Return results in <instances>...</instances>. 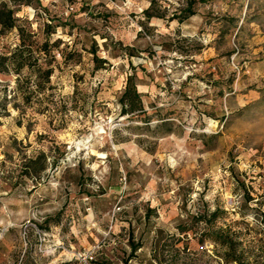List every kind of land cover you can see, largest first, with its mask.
I'll list each match as a JSON object with an SVG mask.
<instances>
[{
  "label": "rangeland",
  "instance_id": "rangeland-1",
  "mask_svg": "<svg viewBox=\"0 0 264 264\" xmlns=\"http://www.w3.org/2000/svg\"><path fill=\"white\" fill-rule=\"evenodd\" d=\"M182 2L14 5L60 43L42 88L0 72V264H264V0Z\"/></svg>",
  "mask_w": 264,
  "mask_h": 264
},
{
  "label": "trees",
  "instance_id": "trees-1",
  "mask_svg": "<svg viewBox=\"0 0 264 264\" xmlns=\"http://www.w3.org/2000/svg\"><path fill=\"white\" fill-rule=\"evenodd\" d=\"M196 1L203 0H184L182 2L183 7L181 12L184 15L181 19L187 18L191 15L193 11V6ZM24 0H0V30L2 32L16 29L18 35V44L15 49L9 51H3L0 53V72L5 73L8 71L9 67L15 69L17 73L21 71L22 68L26 67L30 71L36 72L38 76L36 86L42 88L50 81V76L53 73L55 61L54 49H58L60 40H55L49 43L45 40L41 44L32 38L33 34L27 30L25 26L19 25L17 23L18 17L16 16V9L14 5L22 4ZM147 12V11H146ZM92 60L95 61V68H99L101 64L106 62L105 59L100 58L96 55L98 44L96 41L92 42L91 45ZM34 51L38 52V56H34ZM39 57V58H38ZM122 112H132L137 111V109L142 110V102L140 99V94L138 93L135 85L134 76L130 75L126 79V85L121 95ZM125 105H129V109L125 108ZM42 161V163L39 162ZM46 156L44 152H40L35 158H27L26 166L36 171L45 166ZM215 215V211L210 214L211 217ZM222 243L233 250L234 244L231 241L222 240ZM131 248L135 250L136 246L131 245ZM236 264H243L240 259L235 260Z\"/></svg>",
  "mask_w": 264,
  "mask_h": 264
},
{
  "label": "built area",
  "instance_id": "built-area-1",
  "mask_svg": "<svg viewBox=\"0 0 264 264\" xmlns=\"http://www.w3.org/2000/svg\"><path fill=\"white\" fill-rule=\"evenodd\" d=\"M89 260H92V256H89Z\"/></svg>",
  "mask_w": 264,
  "mask_h": 264
}]
</instances>
